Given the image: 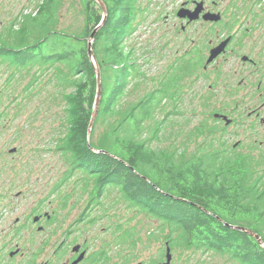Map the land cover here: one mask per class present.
Masks as SVG:
<instances>
[{
    "label": "trees",
    "instance_id": "16d2710c",
    "mask_svg": "<svg viewBox=\"0 0 264 264\" xmlns=\"http://www.w3.org/2000/svg\"><path fill=\"white\" fill-rule=\"evenodd\" d=\"M80 1L84 26L79 31L59 27L66 0H38L34 14L12 22L7 39L0 34V63L8 64L10 95L18 92L14 83L19 75L23 81L29 77L22 93L23 102L30 103L41 95L46 78L58 89L49 98L60 96L64 102L55 148L71 166L54 193L80 173L77 186L80 195L90 196V204L96 207L116 191V202L129 212L174 229L169 236L178 237L171 240L175 248L211 252L237 264H264L257 240L229 227L251 230L264 242V175L258 159L224 141L219 147L213 140L190 150L193 135L198 137L208 124L185 137L176 128L174 118L185 116L182 73L173 71L142 91L146 73L128 41L146 19L143 1L151 0H102L107 9L103 24L100 4ZM96 29L93 52L102 89L91 126L98 82L88 43ZM207 129L213 133L211 126ZM165 140L171 144L154 147Z\"/></svg>",
    "mask_w": 264,
    "mask_h": 264
},
{
    "label": "flooded vegetation",
    "instance_id": "af4514ba",
    "mask_svg": "<svg viewBox=\"0 0 264 264\" xmlns=\"http://www.w3.org/2000/svg\"><path fill=\"white\" fill-rule=\"evenodd\" d=\"M179 1L176 17L180 33L187 36L189 44L177 54L165 75L173 71L182 73L184 91L186 87L191 90L206 88L198 97L201 107L206 109H201L199 113L212 118L225 133L233 128L230 140L243 138L234 142V149L249 148L245 147L244 138L253 139L254 145L247 153L255 150L261 154L258 158L259 171L264 175V0ZM174 27L178 30V23H174ZM191 27H196V31L201 27L202 33L189 35ZM211 56L214 59L208 63ZM215 140L230 146V141L222 134ZM62 201L65 204L68 202L67 198ZM88 205L87 202L81 217L71 220L56 216L58 213L55 210L52 215L39 208L25 212L23 218L17 217L11 226L13 230L10 229L13 234L11 243L7 245V239L0 243V264H8L6 256L11 261L17 257H28L24 264L191 263L190 259H179L176 254L178 248L171 245V240L178 237L169 236V233L175 230L159 226L157 220H154L156 226L137 228L116 224L112 228H102L100 233L92 232L91 229L99 221L88 219L89 213L99 209L101 204L95 208L92 204ZM4 211L0 205V237L7 235L8 216ZM87 231L91 232L88 236ZM23 233L28 235V249L22 243L11 247L14 240L24 242ZM108 233L111 236L105 243H94L102 238L101 234ZM37 242L43 247L41 250H45L44 253L51 249V256L46 262H39V248H34L35 252L31 253L30 249Z\"/></svg>",
    "mask_w": 264,
    "mask_h": 264
},
{
    "label": "rangeland",
    "instance_id": "374dc122",
    "mask_svg": "<svg viewBox=\"0 0 264 264\" xmlns=\"http://www.w3.org/2000/svg\"><path fill=\"white\" fill-rule=\"evenodd\" d=\"M179 2V0H151L150 3L143 1V6L147 9L146 19L139 26L137 33L128 41V45L135 48L138 64L146 73L145 81L142 84V91L144 92L156 87L158 81L164 78L168 66L177 58V54L182 49L188 48L189 41L186 42L187 36L185 37L180 33L181 28L176 17ZM37 3L38 0H0V34H4L5 39H7V29L12 22L21 19L24 14H34ZM80 8V0H66L59 11L60 29L67 28L69 31H79L83 28L84 16ZM142 19L141 16L139 20L142 21ZM174 23H178V30H175ZM202 30L201 27H198V31H196V27H191L188 33L197 36L202 33ZM8 72V64L0 63V116H2L0 118V205L2 210H6L4 212L8 216L6 219L7 235L0 237V243L7 239V245L11 243L13 238L10 231V229L13 230L11 226L17 217L23 218L27 212L39 208L43 212L53 215L55 210L58 213L56 216L60 215L63 219L68 217L71 220L73 217H81L87 202L88 206L91 205L88 194L80 195L81 187L77 186L80 182V173H76L67 179L57 190L58 193H54L58 185L65 179V175L71 166L55 148V140L63 127L62 109L64 102L60 96L54 100L52 97L49 98V94L56 93L58 90L54 86V82L45 83V78L41 95L33 97L30 103H24L22 90L30 78L28 77L26 81H23L24 78L19 75L14 83L18 87V92L16 95H10L7 88ZM201 89L197 87L195 90H191L190 87H186L183 102L180 103V109L183 110L186 117L174 118L175 122L180 125L176 128L183 130L182 136L185 137L193 131L197 132L196 129L202 127L203 124H208L206 129H202L198 133V137L193 135L190 150L215 140L214 137L221 134L227 141H230L232 147L234 142L243 138L230 140L233 128L225 133L222 128H218L212 118L202 116L199 113L201 109H206V107H201L199 102V96L205 92L206 88ZM17 95L18 98L15 100L14 97ZM44 103L46 107L42 108ZM48 107H51L50 112L46 111ZM39 108L42 113L37 115L34 112ZM209 126L214 127H212L213 133L208 132ZM102 129L103 127H98L97 136ZM244 141L245 147L249 146L250 148L254 145L253 139L244 138ZM170 144L171 141L165 140L164 144L154 143V147ZM218 145L219 143L216 142L215 147H219ZM249 148H242L240 151L247 154ZM14 149L16 152L11 153ZM248 154L256 159L261 155L255 150ZM87 197L89 198L88 201ZM115 197L116 191H110L99 203L101 204L100 208L89 213L88 219L99 221L93 228L91 227L92 232L100 233L102 228H112L116 224L137 228L157 225L154 220H146L143 215L137 216L134 212H129L124 204L116 202ZM64 198L68 200L66 204L62 201ZM92 206L95 208L94 204ZM158 225L162 226L161 224ZM89 233L91 232L87 231L86 236ZM142 233L144 234V230ZM23 236L25 237L24 242L23 240H14L11 247L14 248L16 243H22L24 248L28 249V235L23 233ZM110 236V233L101 234L103 239L100 238L94 243L101 245ZM39 242L30 250L33 254L34 250L39 248V262L42 263L51 256L49 253L51 249H47L44 253L45 250H41L43 247ZM176 254L181 260L190 259V264H237L235 261L229 260L228 257L214 255L211 252L203 253L201 250L178 249ZM5 259L8 264H24L29 258L17 257L11 261V258L6 256Z\"/></svg>",
    "mask_w": 264,
    "mask_h": 264
},
{
    "label": "water",
    "instance_id": "95a60500",
    "mask_svg": "<svg viewBox=\"0 0 264 264\" xmlns=\"http://www.w3.org/2000/svg\"><path fill=\"white\" fill-rule=\"evenodd\" d=\"M96 1L100 4V6L102 7V9L104 11V19H103V22H102V24H103L105 19H106V16H107V9H106V6H105V4L103 3L102 0H96ZM192 19H194V18H192ZM97 29L91 35V39L89 40V43H88L89 58L93 62V65H94V68H95V71H96V75H97V82H98V96H97V100H96V104H95L94 114H93V117H92V120H91V126L93 125V123H94V121H95V119H96V117L98 115V112H99V104H100L101 89H102V85H101V83H102L101 70H100L99 66L97 65V62H96V59H95V56H94V52H93V40H94L95 34L97 32ZM213 59H214V56H211L210 59L208 60V63L213 61ZM229 123H230V121H228V124ZM14 152H16V149L11 151V153H14ZM229 227H231L233 229H236V230H239V231H242V232H246L251 237L255 238L257 240V242L260 244V246L264 249V242H263L262 238L258 234H255L253 231L248 230L246 228H241V227H236V226H231V225H229Z\"/></svg>",
    "mask_w": 264,
    "mask_h": 264
}]
</instances>
